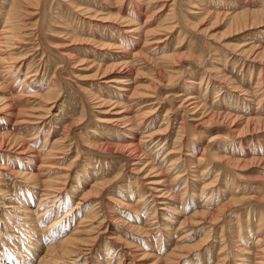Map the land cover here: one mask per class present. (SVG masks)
Returning <instances> with one entry per match:
<instances>
[{
	"label": "rangeland",
	"instance_id": "rangeland-1",
	"mask_svg": "<svg viewBox=\"0 0 264 264\" xmlns=\"http://www.w3.org/2000/svg\"><path fill=\"white\" fill-rule=\"evenodd\" d=\"M5 21L16 39L2 56L19 69L0 62V259L39 261L38 185L59 181L42 226L98 212L69 264H264V0H0ZM143 110L124 137L114 112L137 121ZM150 181L165 197L152 200Z\"/></svg>",
	"mask_w": 264,
	"mask_h": 264
},
{
	"label": "bare ground",
	"instance_id": "bare-ground-1",
	"mask_svg": "<svg viewBox=\"0 0 264 264\" xmlns=\"http://www.w3.org/2000/svg\"><path fill=\"white\" fill-rule=\"evenodd\" d=\"M10 2V1H9ZM15 6V4L13 5V7ZM8 11V10H7ZM252 11V10H251ZM255 14V13H254ZM5 15V14H4ZM11 15V14H9ZM131 15V14H130ZM243 14L242 13H239V14H234L232 16H230L232 20L234 19H238V20H241V16ZM246 17V16H245ZM244 17V18H245ZM16 22V21H15ZM5 25L2 26V28L0 29V46H3L2 43H4L3 41H10L11 44H9L8 47H11L9 48L10 50L14 48V41L16 39V32L13 30V28L10 26V23L8 21H5L4 22ZM137 23V22H136ZM128 24L127 25L129 26V28L125 29V31L129 34H134L136 35V37L139 38V35H138V32L140 31V26L142 25H139V24ZM145 23V22H144ZM162 24V23H161ZM18 25V24H17ZM126 25V24H125ZM172 26V25H171ZM149 27V26H148ZM160 27V26H159ZM165 27V26H164ZM168 27V26H167ZM170 27V26H169ZM171 28V27H170ZM154 29V28H153ZM166 30V28H165ZM152 31V30H150ZM141 32L143 33V29H141ZM155 32V30H154ZM150 33V32H149ZM125 34V33H124ZM141 34V33H140ZM126 35V34H125ZM148 35V34H147ZM151 35V34H150ZM142 36V34H141ZM131 39V38H130ZM142 39V38H141ZM129 40V39H128ZM131 40H135V39H131ZM126 41V40H125ZM148 42V40H146ZM166 41V39H161L159 37H157V39H155L154 44L155 45H158L160 43H164ZM151 42V41H150ZM152 42V43H153ZM6 43V42H5ZM8 44V43H7ZM150 44V43H149ZM165 46V45H164ZM6 52V50L4 51V48H1L0 47V62H4V63H7L6 67H7V70L8 72H13L14 68L17 67V65H12V62L9 59L12 60L13 57H11L10 55L12 53H9L7 54L8 57H4L2 56V54H4ZM7 52H8V49H7ZM6 54V53H5ZM162 56V55H161ZM166 56H169L168 54ZM164 54L162 56V59L166 57ZM172 56V55H170ZM169 56V57H170ZM174 56V55H173ZM172 56V57H173ZM159 58V57H158ZM169 59V58H168ZM15 59H13L12 61H14ZM129 60V59H128ZM127 60V61H128ZM136 60V59H135ZM161 59L159 58V61ZM6 61H9V62H6ZM165 61V60H164ZM163 61V63H164ZM169 63V62H168ZM14 64V63H13ZM165 65V64H164ZM167 65V64H166ZM167 67V66H166ZM19 67H17V69L14 71V73L16 74L17 71H18ZM167 69V68H165ZM167 75H168V78H171L170 76L171 73L170 71L168 70L167 71ZM14 74V76H15ZM28 79V77L26 78ZM27 81V80H25ZM124 83V82H123ZM124 86H127V84H124ZM116 89H124V88H116ZM130 90V89H129ZM48 91H46L45 93H47ZM149 96V93H145V92H142L141 95H139L140 97L141 96ZM46 98V97H45ZM49 100V98H48ZM189 101V100H188ZM108 101L105 100H99L98 104H103V103H106ZM194 102V101H193ZM111 105V103H109ZM107 104V105H109ZM116 105V103H115ZM115 105L113 104V106L115 107ZM193 107V106H192ZM46 109H49V108H46ZM153 109V108H152ZM192 110V109H190ZM149 108H148V110ZM147 111H144L143 110V115L141 114L140 118L136 121V120H133L131 118V115H123L122 116V112H114L115 114L113 116H115L116 118L114 119L115 121H120V124L122 123H126V124H122L123 125V129H125V134L122 132V135L124 137H133V135L129 136L128 134H126V131H132L134 129V126H138L136 124L140 123L141 126L144 122L145 119L148 118V116H150V114H147L149 112ZM152 111V110H151ZM138 114H139V111H136ZM141 112V111H140ZM137 115V114H136ZM121 116V117H120ZM146 116V117H145ZM109 121V120H108ZM112 121V120H111ZM41 121H39V123H41ZM135 122H137L135 124ZM148 122V121H147ZM146 122V123H147ZM38 123L37 121L36 122H29V125L26 126V128L28 130H34V129H38ZM167 124L165 125L164 127V131H167L168 128H169V124H168V120L166 122ZM164 125V124H163ZM117 126V124H116ZM119 126V125H118ZM140 126V125H139ZM144 126V125H143ZM152 126V125H151ZM142 128V127H141ZM144 128V127H143ZM162 131V130H160ZM38 132V130H37ZM159 132V130H158ZM7 134V132H5ZM162 134H165L164 132H162ZM5 135L3 132L0 131V136H3ZM161 135V134H160ZM158 133H148L146 135H144V137L146 139H152L153 137L156 138V137H159L160 136ZM180 137L183 136V134H180L179 135ZM15 137L17 138V136L15 135ZM177 137V136H176ZM142 138V137H141ZM46 139V138H45ZM130 140L133 139V138H129ZM54 142V141H53ZM34 143V142H33ZM181 144V143H180ZM44 146V144H43ZM177 147H175V152L176 151H180L181 148H182V145H176ZM27 146L26 145H21V144H18L17 146V149L19 150L17 152L18 155H27L29 154L28 156L29 157H32V156H36L35 154H30V150H27ZM128 148H134L132 147V145L130 144L128 146ZM173 148V147H172ZM52 148H48L47 151H50ZM173 151V152H174ZM178 153V152H177ZM137 153H135L136 155ZM3 154H1L0 152V157L2 156ZM5 155V154H4ZM7 155V154H6ZM10 156V155H9ZM144 156V155H143ZM37 157V156H36ZM140 156H137L136 158H134V163L133 164H136V163H140L139 160H141V158H139ZM191 157V154L189 156V158ZM7 158V157H6ZM179 158V155L175 158L178 159ZM15 159V158H14ZM197 160H201L200 157L197 158ZM15 161H17L16 163L18 164H15V165H20V166H23V167H30V166H26L25 164H29V161L26 160V158L23 156V157H16ZM200 162V161H199ZM21 163V164H20ZM24 163V164H23ZM172 163V162H171ZM174 163V161H173ZM172 163V164H173ZM170 164V165H172ZM175 164V163H174ZM199 164V163H197ZM41 164H39L38 166H36V170L39 171V167H40ZM144 167H146V165H143L141 168H138L140 169V171H142V169H144ZM151 170V168H150ZM199 171V170H198ZM10 173V172H9ZM38 172H35V173H32L31 171H27V172H24L23 170L20 171L19 169L15 170V172H13V174H15L16 176H21L23 178H25L26 180H29L30 178L31 179H34V175H36ZM203 172H201L202 174ZM66 177H67V174L65 176L64 179H61L63 182H66ZM145 177V176H144ZM48 179H42V181H47ZM101 182V181H99ZM155 182V181H154ZM188 182V181H187ZM60 182L57 181V183H50V184H39L38 185V188L39 190L41 191V194H40V191H39V197L41 199L38 200L37 202V208H35V210H32V213L36 212L39 213L38 215L35 216V220L32 222L31 224V228L35 231V234L37 233V239L34 241V243H31V245L33 244V257L34 255H36V257L38 256L39 257V261L36 263V264H46L49 260H50V263H47V264H69L71 263L69 260H66L67 258H70V256H73V255H77V254H81L83 248L85 246H90L91 245V241H93L91 238H92V235H90V229H91V221L92 219H94V217L97 219L98 217H96V215H98V212L95 211V213L93 214H89L91 211H86L82 216H79L78 217V220L77 222L73 225H72V219L74 217H76V214L79 213V208L76 207V210L74 212V215L73 216H69L71 215L72 213V210L70 209L69 212H65V214H62L60 216H58V214H56L55 216H53L52 220L50 221V223L46 224L45 226H42V223L45 221V219L47 217H49L47 214H52V210L54 208L53 205H56V203L58 202V205H57V209L55 210V213L58 211V207L60 206V197L58 198L57 196L59 194H61V191H62V184H59ZM98 183V182H96ZM59 184V185H58ZM93 184V183H92ZM92 184L90 183L91 187H92ZM95 184V183H94ZM99 184V183H98ZM94 185L93 188H94V191H95V194L96 192H98V190H100L103 186L102 185ZM147 184V189H149L152 193H150V195L152 196V200L155 202L158 200L159 197H162L164 196L165 197V193L167 190H160L158 189L157 186H153L154 183L153 181H150ZM101 186V187H100ZM187 186V185H186ZM92 188V190H93ZM227 188V187H225ZM231 188V187H230ZM182 189V188H181ZM187 189V188H186ZM223 189V188H221ZM90 190V191H92ZM227 190V189H226ZM187 191V190H186ZM222 191V190H221ZM38 192V191H37ZM160 192V193H159ZM183 192V191H182ZM181 192V193H182ZM227 192V191H226ZM225 192V193H226ZM143 193V192H142ZM140 192L139 194V198L142 197V194ZM222 193V192H221ZM223 193H224V190H223ZM94 194V192H93ZM38 197V196H37ZM62 198V197H61ZM233 198V197H231ZM235 198V197H234ZM40 200L42 201V203L45 205L47 203H49L48 205L44 206V207H41L40 204ZM235 200V199H233ZM152 201V202H153ZM42 204V205H43ZM96 205V204H95ZM225 205V204H224ZM223 205V206H224ZM2 208L3 209H10L11 206L10 205H5V204H1ZM94 207V206H93ZM27 209V208H26ZM91 209V208H90ZM155 209V208H154ZM28 210V209H27ZM98 210V209H96ZM157 210L154 211V213H156ZM26 212V211H25ZM28 214V213H26ZM101 215V214H100ZM155 215V214H154ZM106 215L102 216L101 218H105ZM34 219V218H33ZM102 220V219H101ZM99 222H101L99 220ZM98 222V223H99ZM66 227H70L71 229L70 230H67V232H64L63 234V231ZM67 228V229H68ZM93 229V228H92ZM93 231V230H92ZM92 234V233H91ZM58 238V239H57ZM94 239V238H93ZM30 241V240H29ZM45 241V244L43 243ZM175 247V246H174ZM90 248V247H89ZM179 248V247H178ZM173 249V248H172ZM174 251H172L173 253ZM177 254V253H175ZM178 255V254H177ZM174 256V255H173ZM176 257V256H175ZM174 258V257H173ZM172 258V259H173ZM180 258V257H179ZM15 260V259H14ZM33 260V259H32ZM75 260V259H74ZM179 260V259H177ZM174 261V260H173ZM172 261V262H173ZM7 262V263H6ZM31 262V261H30ZM125 261L122 262V264H124ZM171 262V261H170ZM18 264V262L16 261H11L9 259H7V261L5 260H2L0 259V264ZM29 263V261H28ZM87 263V260L85 261L84 264ZM25 264V263H24Z\"/></svg>",
	"mask_w": 264,
	"mask_h": 264
}]
</instances>
